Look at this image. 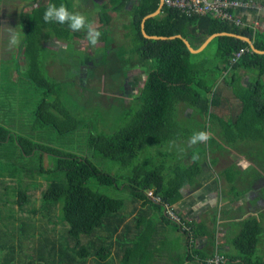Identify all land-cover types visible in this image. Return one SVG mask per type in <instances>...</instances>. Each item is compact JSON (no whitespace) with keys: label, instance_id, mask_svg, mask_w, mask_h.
<instances>
[{"label":"trees","instance_id":"16d2710c","mask_svg":"<svg viewBox=\"0 0 264 264\" xmlns=\"http://www.w3.org/2000/svg\"><path fill=\"white\" fill-rule=\"evenodd\" d=\"M46 1L64 4L75 12L73 0ZM128 1L110 0L104 5L105 22L110 19L109 12H123ZM48 4L34 9L21 27L17 48L25 49L26 70L14 58L0 59V71H4L0 72V179L10 180L0 191V205L6 210L0 212V264H149L148 260L155 258L149 253L153 244H148L157 228L154 218L159 213L160 225L169 222L166 206L179 203L184 188H196L202 165L217 166V156L224 150L245 147L241 153L249 164L246 177L238 166L221 172L228 188L225 201L235 204L248 191L264 200V186L253 188L264 177L258 167L264 163V85L257 81L241 90L234 86L240 70L264 76V54L230 36L214 38L198 54L191 53L182 39H146L142 20L157 11L160 0H139L128 27L131 46L137 47L138 62L147 78L139 97L127 99L123 91L110 93L102 82L86 85L98 69L103 72V65L89 69L84 85L79 86L77 80H62L67 74L77 77L76 69L68 72L64 66L45 64L49 51L42 45V37L54 34L71 42L87 35L86 31H71L66 24L45 23ZM145 31L149 36L182 35L193 48L213 34L233 33L250 38L264 51V32L234 27L209 15L187 16L167 5L162 14L146 21ZM211 46L216 47L214 61L206 54ZM240 49L249 51L232 64L233 54ZM124 64L133 68L137 61L121 60L119 72L123 73ZM219 80L234 86L236 105L231 104V97L219 96L223 90ZM67 82L75 89L74 97H63ZM90 94L102 102L100 108H94L96 101L87 98ZM80 102L85 112H90L87 106L95 110L89 118L78 119L70 110L68 104L76 107ZM180 106L191 110L192 119L198 115L202 123L197 128L188 126L187 119L179 117ZM106 120L108 125L101 130L99 124ZM120 120L122 124L115 127ZM200 131L208 132L211 139L187 150L181 148V155L175 156L177 144ZM82 142L87 150L76 147ZM37 177L47 183L41 203L33 207L30 188L24 183ZM222 180L219 177L218 182ZM150 190L159 202L147 195ZM219 210L210 212L216 223L213 231L205 218L199 223L182 220L189 230L180 231L188 239L205 234L215 242L217 218L229 213ZM24 212L31 220L17 216ZM39 216L66 228L60 239L39 229ZM238 224L239 231L230 239L231 251L236 254L230 260L222 254L226 264H264V245L262 249L259 246L264 212Z\"/></svg>","mask_w":264,"mask_h":264},{"label":"rangeland","instance_id":"374dc122","mask_svg":"<svg viewBox=\"0 0 264 264\" xmlns=\"http://www.w3.org/2000/svg\"><path fill=\"white\" fill-rule=\"evenodd\" d=\"M110 0H73L72 5L75 12H79L83 15H85L87 18H89L90 21H93L96 28L102 33L99 43L96 46H92L88 40L87 35H84L81 38H72L71 42L69 40L63 39V38H57L54 34H51L47 37H42V45L44 46L45 50L49 51V54L47 56L48 60L45 63L47 66H50L51 64L55 63L60 66H64L68 72L70 70L74 71V69L77 70V77H70L69 74L66 75V78H63L62 80L65 81H73L77 80L79 86L84 85L85 78H87L89 69H92L93 66H102L103 65V72L98 69L97 75L94 79L88 78V82L86 81V85L88 86H99L101 82L105 84L106 89L110 93H119L124 92L125 97L127 99H131L132 97H139L141 94L142 88L144 86V83L147 78V74L145 71L140 67L138 62V56L135 49L131 46L130 38H131V29H129L128 25L131 22V16L134 13L135 10V1L131 0L129 3H126L125 10L121 13H115V12H109V21L105 22V18L103 16L104 10L103 6L106 5ZM47 3L46 0H0V59L2 58L4 61L11 58V60L14 58L19 63L20 67L23 70H26L28 63L25 58V49L19 50L16 48H9V38L10 34L13 32L20 31V35H22L21 27L24 24V19L26 17H29L31 12L34 9H37L39 7L45 6ZM137 5V4H136ZM104 33V34H103ZM67 41V42H66ZM216 47H209L207 48L206 54L208 57H211V60L214 61L213 54ZM124 59H132L134 61H137V64L132 67L130 65H123L122 66V72H119L117 70V66L121 64V60ZM3 61V62H4ZM95 66L94 68H97ZM4 72V71H0ZM102 72V78L99 76ZM100 77V79H99ZM13 80L16 81L17 79V73L13 72L12 76ZM228 80L231 79L230 77H227ZM237 87L239 86V80L237 81ZM225 85H227L224 82ZM14 93V92H13ZM230 93L228 89H223V93L220 92V97H227L230 98ZM74 95H77L75 93V89L73 86L70 85V82H67L65 95L63 97H74ZM8 97V96H7ZM91 101L92 99L96 101V104L94 105V108L96 106H99L102 102L99 100H96V97H93L91 94L87 97ZM96 98V99H95ZM238 103V101L231 97V104L234 106ZM70 107V110L73 112V115L76 116L78 119H86L90 117V112H95V110H90L89 106L86 107L85 112L83 110L84 103H78V105L75 107L72 104H68ZM232 106V108H233ZM100 108V106H99ZM112 109H109L106 113L108 114L109 111ZM96 114V113H94ZM179 117L183 119H187V124L190 127L197 128L198 124L202 123V120L196 115V118L192 119L191 110L180 106L178 109ZM108 120L101 122L99 125V128L102 130L106 125H108ZM112 122V120H110ZM122 120L118 121L115 125V127L122 124ZM189 141L186 140L185 142H180L177 144V146L174 148L175 156L181 155L182 149L187 150L190 148ZM78 149H85L87 150V146L84 142L77 144L76 146ZM187 147V148H186ZM182 148V149H181ZM245 147H237V149H230V150H224L223 154H218L217 156V166L214 168H210L208 164L204 163L202 165L203 173L199 176L197 180V187L199 192L198 194L195 193V197L205 198V196H201V193H204V189H208L209 192H211L212 189L218 186L219 189L222 190L221 193H219V198L226 200L227 197V184L225 181L221 178V172H223L226 168L230 166L239 167L242 169L243 177L247 176V171L249 168L248 162L243 158L241 152L242 149ZM173 149V148H172ZM181 149V150H180ZM178 150V151H177ZM180 150V151H179ZM170 151V150H169ZM79 155H82L83 152H80L79 150L75 151ZM87 155L91 156V151L88 150ZM216 156V155H215ZM47 160L45 161V167H48ZM258 167L260 171H262L264 175V163L258 164ZM251 174V173H250ZM246 175V176H244ZM222 180V183L218 182V179ZM261 180L254 184V189H258L264 186V177L260 178ZM216 180V181H215ZM2 181H5L2 185ZM214 182V183H211ZM38 185V189L34 188V185ZM10 180L9 179H0V191L5 188V186L9 185ZM46 181L44 179H41L40 177L36 178V181L33 179H27L26 183L24 184L29 186V194L31 195V205L35 207L37 204L41 203V195L46 190ZM216 183V184H215ZM241 183H245L241 181ZM182 193L184 196H189L191 193H193V190L191 188H184L182 190ZM2 192H0V195ZM213 198L214 202L216 197L212 196L211 194L206 198L207 200L209 198ZM231 197V196H230ZM198 201V200H195ZM203 202L202 200H200ZM208 203H212L211 200H208ZM204 204V202L202 203ZM11 206H13L11 204ZM191 206V205H190ZM194 206V205H192ZM203 206V205H202ZM232 206V211L234 212L235 219H238L239 221H244L246 219H250L253 217H258L260 214L264 212V200L258 199L254 197L253 191H248L244 198L240 200L239 202L235 204H231L229 206ZM14 207V206H13ZM174 213L176 214V217H172L170 215L166 216L170 221L166 222L160 225L161 217L160 215H156L155 222L158 228V231L164 232L166 228L168 227L172 232L175 234H179L180 226L177 225L179 221L183 220L184 218L181 217L180 213L177 211L180 210V208H176L177 206L173 205ZM233 207L236 208L235 211H233ZM31 209V207H28ZM201 208V207H199ZM16 209V208H15ZM6 213V210L4 209V206L0 205V212ZM181 211V210H180ZM213 211H216V209H213ZM178 212V213H177ZM155 212H152V209L150 210V214H153ZM184 213L187 214V209H184ZM55 216L52 217L54 221H57V212L54 213ZM21 220H31V216L28 212L19 213L17 215ZM172 217V218H171ZM177 217L179 221L177 220ZM36 224L39 225V229L43 231L46 235H49L52 239H60V235L65 233L66 228L62 227L61 225H55L47 220L43 219L41 216L36 217ZM1 219V218H0ZM129 221H133L134 218L129 217ZM35 222V221H34ZM264 226V224H263ZM162 227V228H160ZM217 226V230H218ZM222 228V227H221ZM225 225H223L222 230L220 233H224ZM170 231V232H171ZM213 231V228L210 229V232ZM239 231V227L231 228L227 235H221L222 241H225L226 239H231V237H234V235L237 234ZM172 234V233H171ZM216 237H218V232L216 233ZM208 241L211 243L210 236H206ZM151 241L148 242L150 244ZM264 245V233L261 237V249ZM229 249V247L227 248ZM157 253V264L162 259V256ZM230 256H235L236 252H229ZM222 255V254H221ZM149 264H155L154 261L149 262Z\"/></svg>","mask_w":264,"mask_h":264},{"label":"crops","instance_id":"0c3cea01","mask_svg":"<svg viewBox=\"0 0 264 264\" xmlns=\"http://www.w3.org/2000/svg\"><path fill=\"white\" fill-rule=\"evenodd\" d=\"M129 1L127 3H129ZM239 1L246 3L247 6L232 10V14L236 18L241 20V25H235L229 22L230 25L234 27H241L244 29H253L255 33L264 32V0H239ZM138 2L139 0L135 1V6L136 4H138ZM160 3H161V0H160ZM164 7H165V2H164L163 8L161 9L160 14H162V10L164 9ZM133 15L131 16L132 18H133ZM247 39L251 40L250 38H247ZM242 41H245V40H242ZM204 42L198 48H200L204 44ZM251 42L254 45L253 40H251ZM249 47H250V50L253 51L250 44H249ZM198 48H194V49H198ZM236 80H239V86L237 87V89H240L241 87H243L244 89H248L250 88V86H252L257 81H259V83L264 85V76H260L258 72L254 70L253 71L240 70L239 77ZM237 83L234 86H237ZM218 84L222 86V89H228L229 92H232L230 93L231 94L230 97H236L235 90L233 89L234 86L232 88H230L227 85L225 86L223 80L222 81L219 80ZM261 92L264 93V87ZM222 93H223V90H222ZM211 183H214V182L211 181ZM188 188H191L193 190V193H191V195L189 196H184L182 193L183 195L182 200L179 203L175 204V206H177L176 208H180L181 211L178 209L177 211L180 213L181 217L184 218L183 220L185 222L199 223L202 218H205L207 219V222H208L207 227L211 229V228H214V225L216 223L214 222V216L213 215H212L213 217L210 216V212L213 209H216L218 212H221L219 209H222V211L223 210L229 211L228 214H225V218H220L221 217L220 215L218 216L219 218H217V225L219 228L218 230L216 229V233L218 232V238H216L215 242L210 243L208 239L206 238L205 234L199 235L198 236L199 238L195 237L194 239H188L187 236L184 235L180 231L181 229L179 230L180 232L179 234L177 233L175 234L168 227L166 228L164 232H162V230L161 232H159L158 228H155L154 235L152 236V238H150V241H151L150 244H153L151 246L153 247V250L150 249L149 251V253L152 252L153 254H155L154 256L155 258L154 259L150 258L148 262L154 261V263L157 264V260L159 258L157 257L158 252H160L159 254L162 256V259L160 260V262H158V264H206V263L208 264V261L210 260V258L214 257L216 253L220 255L221 254L228 255L227 259L230 260L229 252H233L231 251L232 247L230 246L231 241L229 238L226 239L225 241H222V236L227 235L231 228H235V227L237 228L239 225L238 223L241 221H239L238 219H235L234 212L233 213L230 212L232 211V206L225 207L226 205L227 206L230 205L228 201H225V200L223 201L221 199L218 200L219 193H221L222 190L219 189L217 185L214 189L211 190V192L208 191L209 187L208 189L206 188L203 190L204 193H201V196L203 197L205 196V198L195 197L194 194L195 193L198 194L199 192L198 188L195 189L190 186ZM210 194L216 197L215 202L213 198L211 197L208 199V200H211L213 204L212 203L209 204L208 200L206 199ZM195 200H198V201H195ZM200 200H202L204 204H202L203 202H201ZM184 209H187L188 211L187 214L184 213ZM235 210L236 208L233 207V211ZM179 223H177V225H179ZM223 225H225V228L223 229L225 231L222 235L220 231L222 230ZM228 247L229 249H227ZM213 252H215V254H212ZM204 256L206 257L204 258Z\"/></svg>","mask_w":264,"mask_h":264},{"label":"built area","instance_id":"2783aa9c","mask_svg":"<svg viewBox=\"0 0 264 264\" xmlns=\"http://www.w3.org/2000/svg\"><path fill=\"white\" fill-rule=\"evenodd\" d=\"M165 5L178 9L180 12L187 16L192 15H209L221 21H228L235 25H241V20L232 14V10L247 6L239 0H164ZM248 49H240L233 54L231 63L235 64ZM147 195L152 199L159 202V199L154 196L153 190H150ZM176 217L172 207L166 206L165 216ZM171 217V218H172ZM177 220L179 221L178 217ZM227 260L224 256L216 254L210 258L208 264H226Z\"/></svg>","mask_w":264,"mask_h":264},{"label":"clouds","instance_id":"9594fccd","mask_svg":"<svg viewBox=\"0 0 264 264\" xmlns=\"http://www.w3.org/2000/svg\"><path fill=\"white\" fill-rule=\"evenodd\" d=\"M43 20L45 23H57L60 25L66 24L73 32L86 31V38L92 46H96L99 43L100 37L102 35V33L96 28L93 21L88 20L85 15L79 12L69 11L68 7L64 4H60L59 6L53 3L48 4L43 14ZM8 43L9 48L19 47V45L21 44L20 34L18 32L11 33ZM210 139L211 136L208 132L200 131L193 133V135L189 139V144L196 145L199 143H206ZM179 222V226L183 231L189 230L187 226L184 225V221L181 220Z\"/></svg>","mask_w":264,"mask_h":264},{"label":"water","instance_id":"95a60500","mask_svg":"<svg viewBox=\"0 0 264 264\" xmlns=\"http://www.w3.org/2000/svg\"><path fill=\"white\" fill-rule=\"evenodd\" d=\"M163 6H164V0H161V3H160V7H159V9L156 11V12H154V13H152V14H150V15H148V16H146L144 19H143V21H142V23H141V30H142V34H143V36L146 38V39H152V40H168V39H182L183 40V42L186 44V46L188 47V49H189V51L191 52V53H193V54H198V53H201L202 51H204V49L207 47V45L214 39V38H216V37H218V36H230V37H235V38H238V39H242V40H245V41H247L250 45H251V48H252V50L255 52V53H258V54H264V51H260V50H258L257 48H255L254 47V45H253V43L251 42V40H249V39H247V38H245V37H242V36H240V35H236V34H231V33H216V34H213L212 36H210L205 42H204V44L200 47V48H198V49H194L193 47H192V45L190 44V42L187 40V39H185V38H183V36H181V35H177V36H171V37H163V36H149L147 33H146V31H145V23H146V21L148 20V19H150V18H153V17H156L157 15H159L160 13H161V9L163 8Z\"/></svg>","mask_w":264,"mask_h":264},{"label":"bare ground","instance_id":"6f19581e","mask_svg":"<svg viewBox=\"0 0 264 264\" xmlns=\"http://www.w3.org/2000/svg\"><path fill=\"white\" fill-rule=\"evenodd\" d=\"M25 184V183H24Z\"/></svg>","mask_w":264,"mask_h":264}]
</instances>
